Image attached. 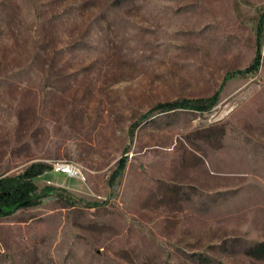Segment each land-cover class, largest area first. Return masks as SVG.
I'll return each instance as SVG.
<instances>
[{"label": "rangeland", "instance_id": "374dc122", "mask_svg": "<svg viewBox=\"0 0 264 264\" xmlns=\"http://www.w3.org/2000/svg\"><path fill=\"white\" fill-rule=\"evenodd\" d=\"M262 10L0 0V179L38 162L32 181L54 187L0 214V264H264ZM256 38L257 68L227 76ZM214 92L200 110L150 109ZM54 159L84 179L51 171Z\"/></svg>", "mask_w": 264, "mask_h": 264}, {"label": "trees", "instance_id": "16d2710c", "mask_svg": "<svg viewBox=\"0 0 264 264\" xmlns=\"http://www.w3.org/2000/svg\"><path fill=\"white\" fill-rule=\"evenodd\" d=\"M264 14L262 10L261 15ZM261 16L258 19L256 32L258 33L261 29ZM256 38V49L255 55L252 62L243 69H236L226 74L227 76L233 74L243 73L244 71L255 70L259 64L260 59V49H259V40ZM216 92H214L207 104L203 103L202 99L193 100L191 103L190 100L182 98L179 100L172 101H163L157 102L150 109H169L176 106H184L189 104L191 107H194L198 110L205 108L215 102ZM125 157L120 156L116 161L115 167L110 172L108 176V182L112 183L115 178L119 175L121 169L124 166ZM45 165L38 162L31 163L24 172L12 176H3L0 179V214H8L14 211L17 208L29 206L36 204L40 201L41 197L48 194L49 190L54 188L53 186H45L43 188H38L35 182L32 181V177L44 171ZM262 243L257 247L252 248V253L255 254V251H260Z\"/></svg>", "mask_w": 264, "mask_h": 264}, {"label": "built area", "instance_id": "2783aa9c", "mask_svg": "<svg viewBox=\"0 0 264 264\" xmlns=\"http://www.w3.org/2000/svg\"><path fill=\"white\" fill-rule=\"evenodd\" d=\"M49 169L54 172L65 174L66 177H74L80 180L84 179V174L80 167L68 159H54L49 164Z\"/></svg>", "mask_w": 264, "mask_h": 264}]
</instances>
